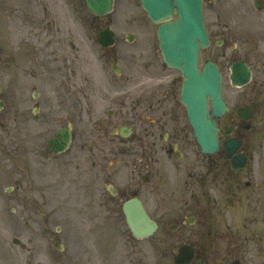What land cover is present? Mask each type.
Instances as JSON below:
<instances>
[{
	"label": "rangeland",
	"instance_id": "1",
	"mask_svg": "<svg viewBox=\"0 0 264 264\" xmlns=\"http://www.w3.org/2000/svg\"><path fill=\"white\" fill-rule=\"evenodd\" d=\"M252 3L254 0H204L206 23L210 30L218 27L223 30L230 25L231 17L242 16L239 11H246ZM81 17H78V22L82 23L84 31L91 21L92 35L80 40L79 49L72 52L77 69L76 93L63 99L61 86L60 98L53 103L58 109H51V120L39 119L44 116L40 112L36 117L33 102L20 103L22 97H32L30 87L19 90L17 98L7 87V103L0 110V261H6L4 256L7 254L11 256L12 264H27L28 259L33 264H175L165 257V229L161 228L148 239L136 241L128 230L121 209L110 211L108 206H104L103 199L90 195L107 187L104 174L116 173L115 164L107 163L103 172L99 166H94L93 173L97 171L98 175L92 176L95 186L86 196L81 193L86 177L76 172V166L81 164L83 169L87 168L95 158L87 160L88 151L84 147L87 138L97 155L104 148L115 152L123 149L125 163L118 166L120 171L114 178L116 184L122 191H136L152 216L166 224L173 217L169 212L170 206H174L176 200L179 205L181 198L183 157L169 158L159 149L155 171L148 173L145 167L139 172L144 160H135L133 151L140 153L152 139L145 127L151 126L146 119L149 111L143 108L144 104L148 106L150 103L151 86L162 77L164 88L167 82L177 77L179 94L181 78L178 72L166 69L158 49L156 26L143 10L140 0H115L114 10L104 19L94 15L89 17L84 11ZM105 26L112 27L117 34V42L110 49L102 48L95 36V32ZM129 32L135 33L133 41L127 39ZM238 36L239 40L245 38L240 32ZM212 48L204 51V55L212 54ZM113 61L122 66L121 75L112 71L110 65ZM166 74L169 76L165 80ZM50 90L46 88L47 97L51 96ZM167 104L170 108L173 101ZM20 105L25 110L30 108L28 117L22 119L14 113ZM180 109L184 114L183 105ZM110 110H113L112 115L108 114ZM140 111H146L142 112L144 119L138 117ZM66 123H73L76 129L75 139L68 150L70 153L66 159L46 162L43 179L36 149L47 145L52 132ZM127 124L132 127L129 136L121 137L113 132ZM12 138L23 144L31 158L25 167V181L16 187L14 194L7 191L12 183L7 172L10 166L7 146ZM183 142L182 145L193 142L190 128ZM158 143L163 144L161 136ZM17 170H22V166ZM149 174L153 175V182L144 183L143 176ZM43 184L44 197L41 196ZM23 196H28L27 215L25 210H21L26 202L21 198ZM45 226H48V231H45ZM57 226L61 227L60 232H56ZM50 233H57V238L62 241L61 250L55 248L56 239L51 240ZM14 237L21 240L19 245L14 243ZM135 244L140 247V253H134Z\"/></svg>",
	"mask_w": 264,
	"mask_h": 264
},
{
	"label": "flooded vegetation",
	"instance_id": "2",
	"mask_svg": "<svg viewBox=\"0 0 264 264\" xmlns=\"http://www.w3.org/2000/svg\"><path fill=\"white\" fill-rule=\"evenodd\" d=\"M77 4L80 3L76 0H0V84L5 90L4 100L8 95L7 87L17 98L18 91L28 88V84L43 88L46 83L53 89L51 96L47 97L41 89L33 92V95H38L36 101L28 96L20 101L35 103L44 115L40 118L42 121L48 122L53 118L51 109L56 110L53 103L59 98L60 83L66 88V95L72 93L76 72L68 51L73 45L72 30L80 33L74 21ZM230 23L223 30L218 27L209 31L215 47L211 56L202 60L204 63L212 59L222 73L223 98L228 109L216 119L220 146L214 153H203L197 144H187L181 153V203L180 208H174V211L178 210L173 218L176 230L167 235L169 250L166 256L172 259V248L191 247L194 253L187 264H264V15ZM236 32L245 38L239 40ZM238 60H243L251 70V87H246L250 89L237 90L232 85V65ZM244 107L247 108L244 115H238V110ZM27 109L29 111L30 108ZM26 110L20 105L14 113L26 118ZM179 119L180 115L174 125L168 124L169 119L163 124L168 125L170 130L164 145L169 156L178 153L176 145L182 133ZM158 126H161L160 120ZM149 133L152 135L151 142L145 151L136 156L143 157L144 165L151 171L156 163L159 132L155 127ZM228 138L240 140L231 158L227 157L225 147ZM86 147L87 160L95 158L87 168L80 170V164L77 170L79 175L87 178V189H92L95 183L92 178L94 166L103 167L111 158L123 165L124 151L109 153L105 149L100 155L103 160H98L92 144L88 143ZM36 151L44 179L46 161L60 159L61 153H54L44 146ZM26 152L24 146L17 145L16 139L9 140V173L12 174V183H15L12 185L13 194L16 187L25 181V167L31 160ZM68 155L69 152L62 156L66 159ZM242 155L246 156V164L240 169L234 168L232 158L237 156L239 163ZM18 166H22V170L18 171ZM106 176L111 180L112 173ZM41 189V196L44 197V184ZM99 193L105 198L110 194L111 205L119 208L120 201L129 192L120 193L118 188H112ZM21 198L26 201L21 210H25L27 215L28 196Z\"/></svg>",
	"mask_w": 264,
	"mask_h": 264
},
{
	"label": "water",
	"instance_id": "3",
	"mask_svg": "<svg viewBox=\"0 0 264 264\" xmlns=\"http://www.w3.org/2000/svg\"><path fill=\"white\" fill-rule=\"evenodd\" d=\"M144 7L149 11L154 21H162L172 16L176 7L179 18L174 22L162 26L159 30L162 41V50L165 60L170 66L183 71L185 76L183 85V101L188 106L191 121L196 134L201 140L204 150H212L211 146H218V139L213 123L207 118V98L213 97L218 101L219 83L215 84L210 73L217 76L215 67L209 63L207 71L199 73L197 62L200 43L208 44L202 23V0H142ZM94 13L104 14L112 9L113 0H86ZM257 3H263L257 0ZM101 44L109 46L115 41V34L110 29H105L98 34ZM132 39L133 35L130 34ZM113 68L119 72L115 65ZM239 68L237 67V72ZM127 134V131H123ZM63 134V138H59ZM70 140V133L60 131L51 141V146L56 151L63 149ZM124 212L127 221L137 237L149 236L157 228L156 222L150 220L140 200L133 198L124 203ZM178 262L181 264L180 259Z\"/></svg>",
	"mask_w": 264,
	"mask_h": 264
}]
</instances>
